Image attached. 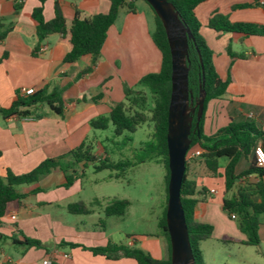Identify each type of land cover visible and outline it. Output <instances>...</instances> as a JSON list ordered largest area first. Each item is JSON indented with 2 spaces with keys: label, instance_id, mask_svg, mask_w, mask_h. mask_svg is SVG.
Returning a JSON list of instances; mask_svg holds the SVG:
<instances>
[{
  "label": "crops",
  "instance_id": "obj_1",
  "mask_svg": "<svg viewBox=\"0 0 264 264\" xmlns=\"http://www.w3.org/2000/svg\"><path fill=\"white\" fill-rule=\"evenodd\" d=\"M255 1L206 0L196 8L202 23L201 34L213 50L218 74L229 80L226 93L208 103L204 121L207 135L232 121H251L264 133V36L216 31L207 26L215 12L232 21L264 24L263 6L234 8L236 4ZM59 2L68 25L76 11L88 17L108 12L111 5L110 0ZM138 2L135 12L120 11L108 30L93 69L79 76L80 71L92 65V56L84 55L76 62H65V55L71 49L69 34L48 36L41 43L46 49L35 53L38 38L32 12L40 5V0H24L19 13L14 10L15 0H0V19L6 25L13 24L0 42V109L8 107L16 93L22 94L25 89L34 92L44 88L49 92L59 89L63 100L62 114H57L45 103L38 104L36 111L42 115L40 118L4 117L0 111L1 175L4 176L8 169L17 174L29 172L46 158L59 157L77 148L88 139L93 129L91 120L101 115L109 116L113 105L124 100L125 86L135 87L144 75L160 71L162 53L152 38L154 13L139 6ZM54 5L55 0L45 1L46 20L54 17ZM262 144L264 136L258 139V145ZM96 154L107 155L101 145ZM252 159V153L242 155L235 173L239 175L247 170ZM229 162L228 157L219 159L217 176L209 174L204 167L191 165L189 169V177L197 181L198 190L207 189L204 195H199L196 216L214 227L212 236L201 243L205 264H264V215L258 230L260 243L249 245L242 242L247 237L240 230L237 219L223 208L224 198L236 194L247 183L264 182V177L259 173L244 174L232 189L226 190L225 169ZM65 183L64 171L58 170L38 182L19 187L24 195L23 204L20 207L11 205L0 218V233L8 237L0 239V264H47L46 261L53 264H137L132 258L111 259L87 249L109 242L139 246L154 258L164 257L165 243L161 233L132 235L127 241L120 239V233V242H117L103 224L102 228L96 224L90 226L83 217H77L79 214L68 215L69 203L85 200L81 198V180L69 187H65ZM32 239L40 241L41 246L25 244Z\"/></svg>",
  "mask_w": 264,
  "mask_h": 264
},
{
  "label": "trees",
  "instance_id": "obj_2",
  "mask_svg": "<svg viewBox=\"0 0 264 264\" xmlns=\"http://www.w3.org/2000/svg\"><path fill=\"white\" fill-rule=\"evenodd\" d=\"M36 6L32 12V19L36 26L38 44L35 53L39 52L41 43L52 34L70 35L71 49L65 55L64 61L73 63L84 55L92 56V65L80 71L79 76L91 71L102 52L109 28L117 20L120 11L126 9L131 12L137 10V0H110L111 5L106 13H98L92 16L83 17L79 11L70 25L67 24L59 0H55L54 17L46 20L43 14L44 3ZM146 1V0H145ZM178 11L181 19L191 30L193 39L189 41V89L197 98L200 93L203 76L205 78L204 88L206 99L203 116L197 126V116L194 115V122L191 134V146L187 153L186 171L181 187V201L188 225L190 243L195 264H205L201 243L209 239L214 227L210 223L201 222L196 216L197 205L200 201L199 195L206 193L205 187L198 190V183L189 177L191 165L204 167L209 174L217 176L220 168L219 159L228 157L230 162L225 169L226 190L234 187L236 180L242 175L259 173L264 177V168L256 165L254 148L258 145V139L264 133L251 121L231 122L229 125L220 128L216 133L207 135L204 132L205 113L210 100L221 98L227 90L229 80L222 79L214 64L213 50L201 34L202 23L196 15V8L206 0H169ZM24 0H15L14 10L19 13L23 7ZM147 2V1H146ZM147 4H149L147 2ZM261 5L264 8V0H257L254 3H242L234 5V8H247ZM150 6V4H149ZM155 27L152 38L162 53V65L159 72L144 75L135 87L125 86L124 100L113 105L109 116H98L90 122L95 129H106L111 122L116 135L125 132L134 133L143 124L153 125L152 138L141 143L139 151H142L140 158L135 161L120 160L114 162L106 152L105 157L97 155L93 146L83 142L80 146L69 153L50 157L42 161L37 167L29 172L17 174L8 169L3 176L0 174V218L3 217L11 205L20 207L23 204L24 195L19 191L22 185L38 182L43 176L53 171H64L66 176L65 187L72 185L79 175L75 165L82 164L86 167L89 162L94 164L96 171L103 169H114L120 172V177L126 168L145 161L156 160L162 162L167 170L166 174V201L160 215L158 225L161 236L165 243V255L163 258H154L148 251L139 246H130L123 243L109 242L105 246L89 247L94 254L105 255L111 259L120 257L132 258L137 264H172L171 263V242L167 229L166 211L168 202L169 182V157L167 146L168 110L171 97V74L172 59L171 51L165 28L161 19L154 9ZM208 27L216 31H227L245 35L264 36V24L254 22L232 21L228 16L215 12L208 20ZM13 24L6 25L0 19V42L6 38ZM40 103L47 104L57 114H62L63 100L59 89L48 91L44 88L35 91L31 95L16 93L8 107L0 109L4 117L17 115L19 117L40 118L42 115L36 110ZM130 140V138H129ZM264 148V144H262ZM201 149L200 155L188 157L189 153ZM253 154L252 163L247 170L241 174L235 173V166L239 158L244 154ZM69 158V159H68ZM67 161L65 166L63 160ZM130 205L128 199H112L104 208L107 216H124ZM223 208L229 214H235L240 230L247 239L242 241L249 245H258L260 238L258 230L262 224L261 216L264 215V182L247 183L231 197L223 200ZM68 210L73 214H89L92 209L83 200L69 203ZM8 237L0 233V239ZM17 242V241H15ZM28 246H41L38 240H28ZM71 246L77 244L69 243ZM53 264V263H51Z\"/></svg>",
  "mask_w": 264,
  "mask_h": 264
},
{
  "label": "rangeland",
  "instance_id": "obj_3",
  "mask_svg": "<svg viewBox=\"0 0 264 264\" xmlns=\"http://www.w3.org/2000/svg\"><path fill=\"white\" fill-rule=\"evenodd\" d=\"M138 5L147 8L153 14L145 0H139ZM151 26H154L153 19ZM152 132L153 125L146 123L134 133L116 135L113 124L109 122L106 129L93 128L84 142L91 144L95 153L100 150V145L103 146L114 162L135 161L142 155V151H139L141 143L150 140ZM99 156L103 158L104 154ZM63 161L66 166L69 160ZM75 167L79 170L78 179L83 185L81 198L87 201L86 204L94 211L91 214H79L77 217H83L90 226L96 224L102 228L103 224L117 242H120V239L127 241L132 235L140 237L161 233L158 222L166 201L167 174L162 162L150 160L135 164L126 168L120 177L115 176L119 170L96 171L91 162L86 167L82 164ZM115 198L130 200L124 216L105 214L103 207L105 208V205ZM68 215L73 213L69 212Z\"/></svg>",
  "mask_w": 264,
  "mask_h": 264
},
{
  "label": "water",
  "instance_id": "obj_4",
  "mask_svg": "<svg viewBox=\"0 0 264 264\" xmlns=\"http://www.w3.org/2000/svg\"><path fill=\"white\" fill-rule=\"evenodd\" d=\"M165 28L172 59L171 97L168 110L167 146L169 157L167 229L171 242L172 264H195L188 225L181 201V187L186 171V155L191 146L194 115L197 126L204 113L206 90L203 76L197 98L189 89V41L191 30L169 0H146Z\"/></svg>",
  "mask_w": 264,
  "mask_h": 264
},
{
  "label": "built area",
  "instance_id": "obj_5",
  "mask_svg": "<svg viewBox=\"0 0 264 264\" xmlns=\"http://www.w3.org/2000/svg\"><path fill=\"white\" fill-rule=\"evenodd\" d=\"M45 49H46V46L41 45L39 52H43ZM33 93H34L33 89H25L22 94L26 96V95H31ZM201 152H202L201 149L192 151L191 153H189L188 157L191 158V157L198 156L201 154ZM254 157H255L256 165L260 168H264V148L262 145H257L254 148ZM186 158H187V155H186ZM12 217L16 218V215H13ZM231 217L236 219L235 214H231ZM65 256H68V254H65ZM46 262L47 264H51V261H46Z\"/></svg>",
  "mask_w": 264,
  "mask_h": 264
}]
</instances>
